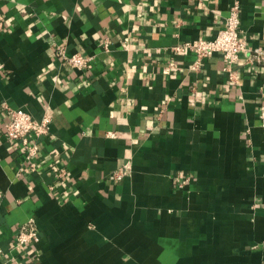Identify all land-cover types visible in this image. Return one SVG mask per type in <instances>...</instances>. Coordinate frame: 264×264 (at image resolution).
Masks as SVG:
<instances>
[{
    "label": "crops",
    "instance_id": "1",
    "mask_svg": "<svg viewBox=\"0 0 264 264\" xmlns=\"http://www.w3.org/2000/svg\"><path fill=\"white\" fill-rule=\"evenodd\" d=\"M235 2L264 52V0H0V264H264V64L242 55L230 81L220 56L195 73L172 51ZM4 105L51 117L34 168Z\"/></svg>",
    "mask_w": 264,
    "mask_h": 264
},
{
    "label": "built area",
    "instance_id": "2",
    "mask_svg": "<svg viewBox=\"0 0 264 264\" xmlns=\"http://www.w3.org/2000/svg\"><path fill=\"white\" fill-rule=\"evenodd\" d=\"M240 7L235 2L229 10L228 16L224 19L222 28L211 40H196L184 42L172 48L176 54H191L194 57L189 66L191 72H201L204 62L211 57L218 55L225 64V71L228 73V79L234 81L232 67L238 62L240 56L246 55L247 61L252 63L264 64V52H250L246 40L241 36L240 30ZM1 27V22H0ZM104 50H107L108 43L103 44ZM55 56L65 62L70 68L82 72L87 69L91 58L75 53L68 55L63 47H57L54 50ZM8 112V121L5 124V138L10 142L13 148L19 150L24 160L32 168L35 158L39 154L38 141L46 138L50 132L51 117L44 115L41 120H35L30 114L20 109H10L3 106ZM260 128L264 131V110L259 114ZM113 137L114 133H109ZM35 170V169H34ZM130 173V165L125 164L113 174V180L119 182ZM189 182L185 178L180 182L182 188ZM37 240V229L35 222L29 220L22 224L15 236V249L18 251L26 246L32 245ZM3 251L0 249V256Z\"/></svg>",
    "mask_w": 264,
    "mask_h": 264
}]
</instances>
